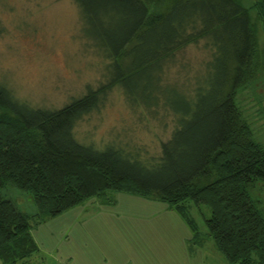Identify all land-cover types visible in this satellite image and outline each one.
<instances>
[{"label":"trees","instance_id":"16d2710c","mask_svg":"<svg viewBox=\"0 0 264 264\" xmlns=\"http://www.w3.org/2000/svg\"><path fill=\"white\" fill-rule=\"evenodd\" d=\"M73 1L84 35L112 60L110 81L56 110L18 102L0 86L1 263L28 264L38 253L32 222L121 191L173 207L192 242L200 233L188 210L207 207V236L225 261L264 264V126L236 104L237 98L240 105L246 99L260 104L264 97L258 92L263 81L255 80L259 56L252 22L255 15L264 34V0ZM201 39H209L213 52L192 95L170 87L172 96H164V64ZM152 73L157 86L149 92ZM112 86H120L130 103L162 100L177 117L157 162L75 140V123ZM8 185L30 194L36 211L26 213L6 198Z\"/></svg>","mask_w":264,"mask_h":264},{"label":"rangeland","instance_id":"374dc122","mask_svg":"<svg viewBox=\"0 0 264 264\" xmlns=\"http://www.w3.org/2000/svg\"><path fill=\"white\" fill-rule=\"evenodd\" d=\"M252 16L259 56L255 80L263 81L264 90V34ZM85 28L73 0H0V86L18 102L56 110L109 83L112 60L84 35ZM212 52L209 39L177 50L162 68L160 82L168 87L161 90L164 96L174 88L191 96L195 78L204 74ZM152 75L149 92L157 86ZM262 89L258 92L264 94ZM260 97V104L246 99L240 105L239 98L236 104L264 126V97ZM176 125L177 117L162 100L152 106L130 103L120 86H112L97 107L75 123L73 136L81 144L97 149L111 145L153 164L159 160L160 144L170 138ZM2 194L20 210L36 211L30 194L10 185ZM188 214L200 233L197 242L214 248L203 220L209 217V209L193 206ZM153 221L168 225L162 229L168 238H173L169 222L180 221L190 230L163 201L107 191L54 217L32 222L31 235L39 251L28 264H123L122 260L137 253L134 247L151 236L148 223Z\"/></svg>","mask_w":264,"mask_h":264},{"label":"crops","instance_id":"0c3cea01","mask_svg":"<svg viewBox=\"0 0 264 264\" xmlns=\"http://www.w3.org/2000/svg\"><path fill=\"white\" fill-rule=\"evenodd\" d=\"M165 225L149 222L151 236L149 238L147 236L139 247H134L136 254L120 263L125 261L123 264H228L214 244H211L214 248H207L204 243L192 242L190 230L188 231L180 221L169 222L173 238L162 235Z\"/></svg>","mask_w":264,"mask_h":264}]
</instances>
